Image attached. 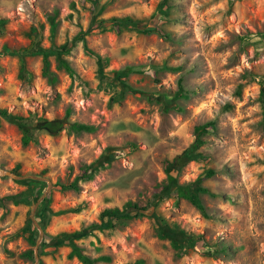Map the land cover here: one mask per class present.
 <instances>
[{
    "label": "rangeland",
    "instance_id": "rangeland-1",
    "mask_svg": "<svg viewBox=\"0 0 264 264\" xmlns=\"http://www.w3.org/2000/svg\"><path fill=\"white\" fill-rule=\"evenodd\" d=\"M123 18L147 27L99 26ZM0 31V109L61 126L23 145L0 120V264H264V0H0ZM203 125L204 159L176 181L206 192L193 205L170 187L150 206ZM108 148L113 161L77 180ZM126 203L147 215L90 228ZM149 215L213 255L174 251Z\"/></svg>",
    "mask_w": 264,
    "mask_h": 264
},
{
    "label": "trees",
    "instance_id": "trees-1",
    "mask_svg": "<svg viewBox=\"0 0 264 264\" xmlns=\"http://www.w3.org/2000/svg\"><path fill=\"white\" fill-rule=\"evenodd\" d=\"M1 23H3V21H1ZM99 24H100L99 26H102L104 24H110L115 29L124 28L125 30H136V31H142L143 30L142 28L147 27L146 24L142 25L141 27L140 26L141 22L133 21L130 18L111 19L109 21H105L104 23L101 22ZM260 37H261V41L264 43V34H261ZM62 64L64 68L68 71L70 76L73 77L74 73L68 67L67 63L62 61ZM21 70H23V65ZM134 70L135 69H133L132 67H127L123 70L118 71L116 75L118 78L122 76H127ZM258 83L260 86L259 100L262 111L264 112V75L259 76ZM179 87L180 88L177 94L175 95V98H177L178 94L181 93L183 90L181 85ZM168 107L174 109L177 108L176 105H173V103L171 105H168ZM0 120L13 124L17 127V129L22 134L21 141L23 145L28 144V142L31 140L33 130H46L49 135H55L57 134L58 130L61 127L60 125H58V122H55V125H52V122L46 120H39L36 123H32L31 119L11 114L4 109H0ZM70 128L77 132H90L92 130V127L77 123L72 124ZM195 133H196L195 142H193L188 148L183 150L180 154L175 155L170 161L166 162V167L164 169V172L166 174L167 184L162 188V191L155 196L154 202L150 206L157 205V203L163 199L162 194L168 192L170 187L176 188L175 193L178 198H184L193 205H197L199 193L206 192L204 188L199 187L197 184L179 186L176 181L177 174L188 163L199 162L204 159L202 155L198 152V146L200 143V139H199L200 136L204 133H207V125L197 127ZM113 151H114L113 148H108L107 152L104 155H101L94 162L86 166V170L88 169V172H86L85 170V172H83L82 175L78 177L77 180H82V181L91 180L95 173H97L100 169H103L106 165H109L113 161L114 159ZM212 173H213L212 171H208L207 175L210 176L212 175ZM71 186L77 188V185L75 183H73ZM147 210L148 208L146 207L140 206L139 204H131V203H126L122 208L105 209L100 215L101 223L98 225L97 224L92 225L90 228L92 230H100V231L109 229L113 227L115 222H124L147 215ZM149 217L152 218L157 233L163 239L169 241L170 246L174 251L179 252L184 250H192V251H199L204 256L213 255V251L208 247L202 236L186 233L183 230L177 229L175 227H171L166 224H160L158 218L154 217V215H149ZM58 239L60 241V244H63L65 246H70L73 248L72 253L70 254V256H72V254L77 250V248L74 246L72 242L73 236L64 234L61 235L60 238ZM77 258L83 264H95L96 262L94 259H91L90 257L81 254H78Z\"/></svg>",
    "mask_w": 264,
    "mask_h": 264
},
{
    "label": "water",
    "instance_id": "water-1",
    "mask_svg": "<svg viewBox=\"0 0 264 264\" xmlns=\"http://www.w3.org/2000/svg\"><path fill=\"white\" fill-rule=\"evenodd\" d=\"M52 125H54V122H52Z\"/></svg>",
    "mask_w": 264,
    "mask_h": 264
}]
</instances>
